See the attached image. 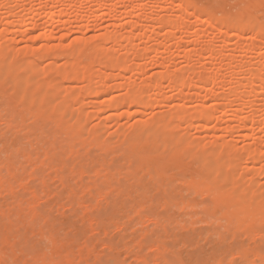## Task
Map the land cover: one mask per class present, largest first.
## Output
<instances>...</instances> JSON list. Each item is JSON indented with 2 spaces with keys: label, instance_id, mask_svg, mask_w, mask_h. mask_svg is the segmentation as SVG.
<instances>
[{
  "label": "rangeland",
  "instance_id": "1",
  "mask_svg": "<svg viewBox=\"0 0 264 264\" xmlns=\"http://www.w3.org/2000/svg\"><path fill=\"white\" fill-rule=\"evenodd\" d=\"M62 1L67 2L68 0ZM195 1L197 6L206 8L208 13L220 20L231 14L234 17L238 16L242 12H246L248 7L247 0H216L217 2L215 0ZM149 2H147L148 5L146 3L147 9L145 8L144 11L150 13L148 12L150 10L152 13L150 16L155 17L157 13L159 14L162 11L160 9L162 4L159 1L153 4ZM11 5L12 3L7 1L3 7H0V45L16 49L31 44L33 48H37L38 50L41 47H48L50 49L57 47L55 38L44 39V34L47 31L42 13L33 16V22L36 24L33 29L22 32L18 29V23L24 18L30 20V14L27 10L15 12L12 10ZM171 5L165 15L174 17L178 15V8H175L177 7L175 2L174 5ZM208 5L209 7H207ZM37 7L43 10L44 5L37 3ZM60 9L61 6L57 5L56 10ZM81 11L70 10L68 11V16L60 15L56 18V22L53 23L55 27L53 29L54 34L65 33V30H62V28L68 25L67 29L70 32L63 38L61 46L63 50L66 48L67 43L74 37L94 36L107 30L117 31L121 35V38L117 41L113 42L110 40L108 42H101L102 44L104 43L103 47L98 42L104 50L98 56L100 64L98 62V65H93L92 72L93 74H97V69L102 70L104 67H109L106 70L108 73L106 82L109 85L119 82L120 77H122V81L128 83V85L132 84L133 88L131 85L130 87L133 90L140 88L144 103L147 102L145 105H148L138 107L133 105V102H131L133 104L129 103V105L124 102L120 108H114V110L109 111L106 109L98 111L94 106H98L96 103H100L105 98L103 92L97 95L98 97L94 96L96 94L92 92H90L92 94H84L80 89V86L85 85L83 80L82 82H80L81 80H76L75 82L69 80L68 82V79H62L61 83H59L61 87L54 85L48 89L51 88L53 96L58 91H62L61 88H64L63 90L66 91L56 96L60 98L58 102L68 108L65 115L56 117V113L50 112V109H45L37 117V124H32L33 121L29 114L24 117L23 114L21 115L18 112L16 115L14 114L15 119L12 122H14L13 125L18 123L17 125L20 130L15 131V127L10 122V117L13 119V116L4 111L1 113V110L11 105V103H8L9 101L12 102L10 98L11 94L8 91L7 95H10L6 100H4V97V99L0 98V116H2L0 117V163H2L0 166H3V170L0 167V174L3 176L5 174L7 177L9 175L7 170L8 166L14 165L15 167L16 164L19 165V159L21 160L19 161L20 167H15L14 176L12 177V182H14L13 180H16L15 182L17 180L19 181L15 186V194H20L19 197H12L10 194L7 195L6 192L0 190V207H2V209L0 208V214H2L0 217L2 222L0 221V223L3 225L0 226V230L2 231V233L0 231V235H4V237H1L2 240L0 239L2 243V245L0 244V250H2L0 259L3 258L1 260L2 264H8L9 259L12 264L13 262L16 264H31L28 258L33 262L37 258L41 261L39 263L43 264L51 258L47 259L46 257L55 254L56 256L59 254V257L54 256L56 258L54 261L55 264L60 261L66 262L67 256L71 254L74 257H71L70 260L74 258L77 260L80 257L82 261L86 260L89 262L90 258L92 264H144V262L145 264H217L219 261H223V264H264V222L262 221L264 206L260 208L252 227L245 228L246 230H244V226L237 227V225L231 224V214H224L213 203L214 199L222 201L221 197L218 198L219 189L228 190L227 192L232 191V196L242 195L241 192L246 190L245 192L249 191L247 192V197L251 196L252 199L264 203V93L257 92L253 99L246 96L248 90L246 78L250 72L258 67V63H260V57L258 56L260 50L257 46H253L250 51L243 53L244 55L238 51L241 45L247 43L245 38L248 35L250 36V32H246L243 35L244 37L242 36L238 41L232 39L234 42L231 40L232 42L230 41L226 46L221 42L222 36L217 31L208 28L204 23L198 24L192 15L185 14L181 22L187 27L175 29L174 36L168 41L164 36L166 29L159 27L161 24H157L160 22L154 20L155 17L154 19L142 22L144 25L141 23V26L139 25L138 29L133 31L135 37L131 42L135 47L132 48L126 38L122 37L124 32L130 30L127 23L125 24L126 19H124L123 15L115 21V29L110 25L111 20L105 16L98 21L99 26H97L96 30L93 29L90 32H85L84 26H82L79 30L80 33H72L71 31L74 30V26L76 25V22L72 19L74 15L85 14L87 16L86 22L91 24L94 22L95 16L101 13L100 11L104 12L106 10L101 9L97 11L95 4L90 3L84 8L83 13ZM229 13L231 14L229 15ZM254 17L257 21H261L259 22L260 24H264V6L254 11ZM230 18L233 17L230 16ZM65 20H68V24L62 23ZM196 34H201L202 37L200 41H195L194 43ZM147 36L149 37L147 38ZM258 43L255 41L256 45ZM206 46L208 48L210 46L211 51H209L210 49L207 50ZM230 47H233V49L230 50ZM191 48L193 50L195 49L194 51L197 53L196 55L188 56L187 59L186 52L188 49L191 50ZM119 49L120 51L113 55ZM212 51L214 56L211 54ZM229 51H234V60L231 62L233 69L230 71L225 66ZM51 59L42 55L36 57L34 61V64H37L36 70L47 66ZM54 59L60 64V62H63L64 57L58 56L54 57ZM154 59L157 60V66L156 64L152 65V60ZM245 60L250 62L249 64L243 65L244 69L240 67V69L242 68L240 71L242 72L240 74L242 75V86L237 89L244 97L243 101L235 100L229 96V93L232 91L229 90L235 87L234 83L229 84V80L235 74L234 70H237L240 63H243ZM163 65H167L165 71L170 74L174 73L182 76L189 84V88L184 91L185 94L183 96H178L179 98L174 97L168 80L161 82L160 92L157 95L150 94V86L144 85V82H151L156 72L163 71ZM110 66H113L112 69H110ZM118 66H125L126 68L120 69ZM206 72H212L214 76V80H209L208 84L205 85L206 88L212 87L213 93L207 97L201 95L203 98L200 101H202L201 105L204 107V111L201 113L199 111L200 103L196 101L194 94L199 91V84L196 83L198 76H204L203 74ZM219 74H224L225 76V80L223 82L220 81V83H218ZM52 75H55V73ZM35 77L38 78L37 74ZM42 77L35 78V80L39 82V79L42 80ZM92 79L95 80V77L93 76ZM46 82H49V79L47 81L46 78ZM130 87L127 88L130 89ZM123 88H113L108 94H110L109 96L117 98L126 93L131 95V92ZM71 89L72 94H70ZM68 91L70 95L65 94ZM218 93L227 94L228 96L223 97L221 102L216 103L214 97ZM7 95H5L6 98L8 97ZM50 103L51 101L46 104L47 108ZM229 108H235L237 117L227 114ZM246 118L257 119V122L253 125L246 123V127H242L241 122L243 120L245 121ZM4 119H7V121ZM138 121H141L145 125V127H142L141 137L145 139L148 146L145 144L146 147L139 149L140 146L136 147V145H131L130 147L124 140L118 142L116 136L120 138V136L131 131L134 128V124ZM33 125L36 127V129L34 128L35 130L33 129ZM60 127L76 130L78 132L77 140L75 137H71L68 131H62L63 129H60ZM152 127H156V130L151 131L150 128ZM57 129H59V133ZM60 131L61 133L65 132V134L68 132L69 136H61ZM49 132L53 135L51 133L49 134ZM3 134L7 138H4ZM55 135L57 136L55 137ZM20 136L21 138H19ZM63 137L68 138L67 141L71 139L72 143L75 144L76 141L79 142L78 145L73 144L75 147L72 145L74 148L73 152L71 151V155H68L69 152L67 153L66 149L69 146L67 144L71 143H66ZM124 137L125 135L123 139H125ZM55 138L59 139L55 141ZM91 138H94V140H96L95 138L102 139L101 142L97 143L101 144V146H98L95 141L94 144ZM114 140L117 142H114ZM61 141H64L62 145L60 143ZM55 142H57V145ZM112 142L113 147L108 145ZM65 143L66 147L64 148L66 150L62 148ZM71 147L69 146V148ZM58 148L60 152H53V149L58 150ZM135 149H139L143 155L138 150L135 151ZM248 149L249 152L250 150L252 152L254 151L256 157L252 156L253 154L249 152L246 153ZM18 151L20 152L18 153ZM46 151L50 153L48 154ZM15 152L18 154L17 158L15 157ZM11 153L12 156H10ZM44 154L46 156L54 154V158L57 159V161H53L55 164L50 162L52 157H47L48 160H46L47 158L42 156ZM246 154L250 155L247 156ZM27 155H31L30 162L27 159ZM21 157L24 158L21 159ZM15 159L18 161H15ZM39 160L43 161V164L42 162L40 164ZM6 161H14L16 164ZM64 161H66V166H64L66 170H55L56 167L54 165L56 163L60 165ZM100 163L102 165L104 164V167L101 166L103 168L99 167L101 165ZM51 164H53L52 168H50ZM67 164L71 165L67 166ZM82 165H85V167L88 166V169L85 170ZM71 166L74 167L71 169ZM156 166H166L165 169L168 170L166 179L163 180L160 175L155 173L154 167ZM5 167H7V171ZM107 167L109 171H107ZM75 168H77V172L79 170V174H74V171H76ZM82 168L84 169L83 172L81 171ZM19 169H22L21 171L23 173ZM67 169H71V174ZM152 169L153 173H151ZM146 170H149V176ZM7 172L8 174H6ZM112 172L116 173V177H114L115 175L113 176ZM132 173L134 176H132ZM61 175L63 176L62 179L59 177ZM158 177L160 178V182L157 180ZM74 179H76V184H74ZM111 179L112 184L110 182ZM181 179L187 180L188 182H191L190 180L194 181L195 179V186H197L199 191L202 190V193L194 194L196 192L192 191L193 184L190 187L189 184L182 183L183 180L181 181ZM20 182L24 183H21L23 185L22 187L19 184ZM81 184L88 186V188L90 187V191ZM107 184L110 186L113 185L112 187L116 185L117 188H107ZM83 187L87 189V192L85 189L83 191ZM107 189L110 190L105 193V191H108ZM145 189L146 191L144 193L143 190ZM27 190L29 192L31 191L30 193L33 190L32 194H34V198L30 199L31 197L27 196ZM51 190H54V193H51ZM72 190H74V195ZM45 192L51 193L50 196ZM44 193L46 194V198ZM107 193L110 195L107 196ZM84 194L85 198L87 197L89 201L85 200L84 206L81 209L80 206L82 205H77L75 201L76 198L78 199V197H82ZM70 196L73 198L71 199ZM9 202L10 204L13 203L14 207ZM67 202H72V204L74 203L76 205L71 207L72 204L70 203L71 205H68ZM187 203L189 205H186ZM30 207L39 212L37 213L35 210L36 214H33L32 220L29 221V226L28 219L30 218L27 217H30L33 212V210L31 212L27 211ZM6 210L7 216L5 215L6 213H3ZM83 210L85 211L84 213L82 212ZM81 212L83 214H80ZM3 214L7 217L6 220L9 224L5 222L6 220ZM8 215H11V218H8ZM152 215L156 216V219L154 218L155 220H152L151 217H155ZM13 216H16V218ZM44 217L47 219L50 218V220H44L46 225L41 224ZM229 223L232 225L229 227L230 229H228ZM88 224H91L92 227L89 228ZM255 225H258L257 229L253 228ZM234 226L239 229L243 228V230L239 231L238 229V232L235 233L236 231L234 232V230L236 228ZM11 227L14 229H11ZM6 228L9 229L7 230ZM44 228L55 236H50L48 235L49 233L45 236L43 233L42 236L41 231L43 232ZM46 229L45 233H47ZM233 232L236 234L235 236ZM67 233L68 236H66ZM37 234L40 235L37 236ZM74 236H76V239H74ZM78 236L79 239L77 238ZM11 238L15 239L11 240ZM42 240L48 243H45V246L49 245L51 248L49 247V249L48 246L45 247L42 245ZM49 240L50 242L52 241L50 243L51 245L49 244ZM11 241L19 246L23 245L26 249L21 247L23 250L15 244L11 247L9 244ZM57 241L61 242V244H58ZM53 242L56 243L54 244ZM68 243L71 244L67 246ZM85 243L89 244L93 252H91L88 244L86 248L88 247L90 251L85 252ZM56 244L57 246H55ZM80 244L83 249L77 247ZM60 245H62L61 247L65 251L62 250ZM156 245L159 248L163 246V250L157 249ZM14 246L18 249H15ZM28 246H31V248ZM37 247L39 248L37 249ZM249 247L253 249L250 250L248 249ZM46 248L49 251H46ZM57 248H60L59 252L55 251ZM77 251L78 254L76 253ZM257 252L260 256L263 254L261 256L262 258L259 259V256L256 259L257 256L255 255L258 254ZM238 253L241 255L244 253L243 257L244 255L245 257L248 255V258L245 259L244 257L242 259L243 257L241 255L239 256ZM46 254L49 256H46ZM61 254L67 255H65L66 257L63 255L65 258L62 259L63 256ZM81 254L83 257H81ZM77 255L80 256L77 257ZM157 256L160 258L156 260ZM39 257L42 259L46 258L47 260L42 263L43 260ZM253 257L254 259H252ZM57 258L60 259L57 260ZM37 259L36 261L38 262L39 260ZM215 260H217L216 263H213ZM82 261L79 264H83ZM72 262L76 263V261ZM90 262L89 264H91ZM76 264H78V261Z\"/></svg>",
  "mask_w": 264,
  "mask_h": 264
},
{
  "label": "bare ground",
  "instance_id": "2",
  "mask_svg": "<svg viewBox=\"0 0 264 264\" xmlns=\"http://www.w3.org/2000/svg\"><path fill=\"white\" fill-rule=\"evenodd\" d=\"M7 1H9L10 3H12L11 7H12V10L13 11L17 12V11H20V10H27V12L30 14V20H26L24 18L22 21H20L18 23V29H20L22 32H26V31H29V30L33 29L36 26V24L33 22V16H37L40 13H42L43 14V17L45 19V27H46V31H47V33L44 34V39L53 37L57 41V44H56L57 47L55 49H50L48 47H41V49L38 50L37 48H33L31 44H27L25 46H22L20 48L18 47L16 49L8 48V47H6L4 45H0V98H3L4 97L5 99L4 98L3 99L6 100V99L9 98V95L11 94L10 95V98L12 99L11 100L12 102H10L8 100L9 101L8 103L9 104L11 103V105H9L7 108H4V110H1V113H3V111H4V112L8 113L9 115L13 116V119H11V117H10V120H11V121L9 120L10 122L14 121V119H15L14 116L18 112L21 113V115L23 114L24 117H26L29 114L30 117L32 118V121H33L32 124H37L36 123L37 117H39V114L41 113V111H44L45 109L46 110L47 109H50V112L56 113L55 114L56 117L57 116H64L68 108H67V106H65L63 104H60L58 102V101H60V98H57L56 96L61 95V94H63L66 91L63 90L64 88L63 89L61 88L62 91H58L53 96L52 95L51 88L48 89L49 87H52L54 85L55 86H58L59 85L61 87V85L59 83H61L62 79L63 80L64 79H68V82H69V80L74 81V82L76 80H81L80 82H82V80H83V82H85V85L83 84V86H80V89L82 90V92L84 94L85 93L92 92V93L96 94L94 96H97V95H100L101 92H103V94L105 95V98L103 100H101L100 103H96V105H98V106H94V108L96 107L97 108L96 110H98V111L103 110V109H106V110L109 111V110H112V109L114 110V108H118V107L120 108V107L123 106L124 102H126L127 105H129V103L130 104H133L134 103L133 105H136L138 107L139 106L141 107V106H147L148 105V104L145 105V103H147V102L144 103V100L142 98L143 94L140 92V88H137V89H134L133 90L132 89L133 88L132 84L129 83L132 86V88H131L130 85H128V83H125L124 81H122L123 80L122 77H120V81L119 82H116L114 84L109 85L106 82L107 81V78H108V73L106 72V70L109 69V67H106V68L104 67L105 69L103 68L102 70L101 69H97L98 70L97 71V74H95V73L93 74V72H92V68L94 67L93 65H95V64H97L99 62L98 56L104 50V48H101L100 47V45L98 44V42L100 44H102L101 42H108L110 40L113 41V42L117 41L118 39L121 38V35H119L117 33V31H113V30L112 31H108L107 30V31H105L103 33H99L98 35H94V36H83V37H78V38L77 37H74L72 40H70L67 43V46H66V48L64 50H63V48L61 46H62L63 38L66 36V34H68L70 32L67 29L68 25L67 26H63V28H62V30L63 29L65 30V33H63V32L62 33H57V34H54L53 33V29L55 28L54 25H53V23L56 22V18L57 17H59L60 15L61 16L62 15L63 16H68V11H70V10H72V11L73 10H76V11L82 10L81 13H83L84 12V8L86 6H88L90 3H94L95 4V7H96L97 11H100L101 9H105L106 11H104V12L100 11L101 13L95 16V20L91 24H89L88 22H86L87 21V16L85 14H80V15L79 14H76V15H74V18H72V19H73V21L76 22V25L74 26V30L71 31V32L72 33H80L79 30H80V28L82 26H84L85 32H90L93 29L96 30L97 26H99V22L98 21L101 20L105 16H107L108 19L111 20L110 25L113 27V29H115L114 28L115 27V21H117L120 18V16L123 15L124 19H126L125 20V24L127 23V25L129 26L130 30L128 32H124L123 33L124 35H122V37L123 38H126L127 42L132 46V48L135 47V45L131 42V40L135 37V34H133V31H136L138 29V26L139 25L141 26V23L142 22H146L149 19L150 20L151 19H154L155 17L156 18L154 20H157L160 23H157V21H155V22L158 25L161 24V26H159V27L166 29V32H165V35L164 36H165V38L168 41L174 36L175 29H180V28L182 29V28H186L187 27V26L183 25L182 22H181L182 17L185 14L192 15L195 18V21L198 24L204 23V25L207 26L208 28H212L215 31H217V33H219L222 36V41L221 42H223V44H225L226 46L229 44V42L232 39H234V40L236 39V41H238L240 38H242V36L246 32L248 33V31H249L250 32V36L248 35L249 37L247 36L245 38L246 41H247V43L244 44V45H241L239 47V50L238 51L242 52V54H243V53H246L247 51H250L253 46H257L259 48V50H260L259 51L260 53L258 52L259 53L258 56L260 57V61H259L260 63H258V67L255 70H253L252 72H250L249 73V76L246 78V85L248 87L247 95L246 96L248 98H250V99L251 98L253 99V97L256 95L257 92H263L264 93V73H263L264 72V24L263 25H262V23L260 24L259 22H261V21H257L256 18L254 17V11L256 9L262 8L264 6V0H247V6L248 7H247L246 12H242L241 14H239L238 16H235V17L232 16L231 13H229V15L231 14L230 16L233 17V18H230V16H228V17H225L222 20H220L218 18H217L218 19L217 20L216 17H214L213 15H211L210 13L207 12V9L206 8L197 6V3H196L195 0H68L67 2H64L62 0H0V7H3ZM148 1L152 2L151 4L159 1L162 4V6L159 4L161 6V8H160V6H159V8L163 12L162 11L161 12L159 11L160 13L159 14L157 13V15L155 14L156 15V16L154 15L155 17L150 16L152 14L150 10L148 11L150 13H146L147 11H144L145 8L147 9L146 3ZM174 2H175V5H177V7H175V8L176 9L178 8L177 9L178 10V15H175L174 17H172V16H166L165 14L168 11V8H170L169 6L172 3H173L172 5H174ZM215 2H217V1L215 0ZM243 2H245V1H243ZM37 3H42L44 5L43 10L41 8L37 7ZM168 4H170V5L168 6ZM28 5H29V7H28ZM57 5L61 6V9L60 10H56ZM147 5H148V3H147ZM236 6L238 7V5H236ZM207 7H209V5ZM151 17H153V18H151ZM68 20H71V19H68ZM68 20L63 21L62 23L63 24H68ZM148 37L149 36H147V38ZM201 37H202L201 34H196V37L194 39V43H195V41H200L201 40ZM255 41H257L259 43L256 45L255 44ZM103 44H102V47L104 46ZM162 45H163V43H162ZM178 46H180V45H178ZM235 46H234V48H235ZM206 47H207L206 48L207 50H209L211 48L210 46H209V48H208V46H206ZM232 49H233V47L230 50H232ZM194 50L192 48H191V50L188 49V51L186 52V58L187 59H188V56H190V55H193V54L196 55L197 52L194 51ZM119 51H120V49L119 50H116L113 55L117 54ZM209 51H211V49ZM213 51L211 52V54L214 56ZM216 51H217V49H216ZM216 51H214V52H216ZM232 52L229 51L228 57L226 56L228 58V60L226 59L227 62H226V65L225 66H226V69H228V71H230V70L233 69L232 68L233 66H232V63L231 62L234 60V51H232ZM40 55L46 56V57H48L50 59L52 57L53 58L51 59V61H49V63L47 64V66L36 70L37 64L35 65L34 64V61H35L36 57H39ZM58 56L64 57L63 62H60V64H58L55 61V59H54V57H58ZM84 59H85V61H83ZM249 62L250 61H247V60H245L243 63L241 62L240 63V66L238 67V69L237 70L236 69L234 70V73L235 74L233 75V73H232V75H233L234 78L231 77V79L229 80V84H232V83L235 84V87L229 90V91L232 90L229 93V96L233 97V99H235V100H242L243 101V97L244 96L237 89L240 86H242V83H241V80H242L241 76L242 75H240L242 72H240V71L243 68V65L244 64H249ZM98 64H100V62ZM155 64H156V66L158 64L156 59L152 60V65H155ZM112 67L110 69H112ZM166 67H167V65H163L162 66L163 71L162 72H156V74L153 77V79L151 80V82L150 81L144 82V85L145 86H148V85L150 86V89H151L150 94L157 95L160 92L161 82L163 80H168L169 81V84H170L169 87H170L171 91L174 93V97L175 96L176 97L183 96L185 94L184 91L189 88V84L186 82V80L182 76L177 75V74H174V73H171L170 74L167 71H165L166 70ZM240 67H242V68L240 69ZM118 68L125 69L126 67L125 66H120V67L118 66ZM54 73H55V75H52ZM36 74H37V77L38 78H41L43 76L42 77V80L39 79L41 82L40 81L38 82V81L35 80ZM203 75L204 76H200V77L198 76V78H197V82L196 83L199 84L198 85L199 91L195 92V94H194V97H195L196 101L200 103V105H199L200 106L199 111L201 113L204 111V107L201 105V102L202 101H200V99L203 98V97H201V95L204 96V97H207V96H210L213 93L212 87L211 88H206L205 85L208 84L209 80H211V79L214 80V76H213L212 72H206ZM93 76L95 77V80L92 79ZM58 77H59V79H58ZM38 78H36V79H38ZM46 78H47V81L49 79V82L50 83L49 82H46ZM218 80H219L218 83H220V81L223 82V80H225L224 74H219L218 75ZM32 86H34V87H32ZM72 86H73V84H72ZM127 87H130V89H128ZM113 88L114 89L115 88L116 89L123 88L124 90L127 89L128 92H131V95L129 93L128 94L126 93V94H124L122 96L120 95L118 98L117 97H114V96H109L110 94H108V93ZM8 91L10 92L9 95H7ZM70 92H71L70 94H72V89H71ZM92 93H90V94H92ZM65 94L66 95L69 94V91L67 93H65ZM230 94H232V95H230ZM5 95H7L8 97L6 98ZM224 95H226V96H224ZM227 96H228L227 94H223V93L219 94L218 93V94L215 95L214 99H215L216 103H219V102H221V100H223V97H227ZM178 98H176V99H178ZM229 99H231V98H229ZM50 101H51V103H50V105L47 108L46 104L49 103ZM227 101L229 102V100H227ZM231 101L233 102V100H231ZM242 101H240V102H242ZM131 102H133V103H131ZM227 114L232 115L233 117H237V111H235V108H229L227 110ZM0 117H2V116H0ZM33 117H34L35 120L33 119ZM31 118H30V121H31ZM18 119H20V118H18ZM4 120L7 121V119H4ZM24 121H21V122H24ZM18 122L20 123L19 120H18ZM256 122H257V119H254V118H249L248 119V118H246V120L245 121L243 120L241 122V124H242V127H246V123H248L250 125H253ZM13 123L14 122H12V125H13ZM17 124L18 123H16V125H13L15 127L14 128L15 131L16 130H18V131L20 130V128H19V126ZM142 127H145V125L141 121H138V122H136L134 124V128L132 127L133 129L131 131H129L130 133L127 132L129 134H127V133L124 134L125 135V137H124L125 139H123V136L124 135L123 136H120V138L118 136H116L118 138V140H117V138H115V139L118 142H121V141L124 140L126 142V144H128L130 147H131V145H136V147L137 146H140L139 149L142 148V147H146L145 144H147V143H146L145 139H143L141 137V135H142ZM34 128L36 129L35 125H33V129ZM8 129L10 130V128H8ZM60 129H63L62 131H68L69 134H71V137H75V139L78 136L77 135L78 132L76 130L72 129V128H67V127L66 128H61L60 127ZM150 129H151V131H155L156 130V127H154V128L152 127ZM157 129H158V127H157ZM57 130H58V133H59V129H57ZM4 132H6V131L4 130ZM51 132H49V134ZM68 132H66L67 134H65V132L64 133H61V131H60V133H61L60 135L61 136L62 135L63 136L66 135L65 137H68L69 136L68 135ZM5 134H3L4 135V138H7L5 136ZM48 135H47V137H48ZM51 135H53V134L51 133ZM56 136L57 135H55V137ZM19 138H21V136ZM58 139L55 138V141L58 140ZM63 139H64V141L66 143H68V142L71 143V144H67V146L69 145L71 147L73 144H75V143H72L71 139H70V141H67L68 138H64L63 137ZM63 139H60V140H63ZM72 139H74V138H72ZM95 139L96 140H94V138H91V140L93 142L95 141L96 144L102 141V139H100V138H95ZM126 139H128V140H126ZM18 141H20V140L18 139ZM64 141H61L60 142L61 145H62V142H64ZM117 141L114 140V142H117ZM95 142H94V144H95ZM55 143L57 145V142H55ZM66 143L63 144L62 148L66 147L65 146ZM153 143H155V142H153ZM76 144L78 145L79 142L76 141ZM112 144H113V142L112 143H109L108 145H110L111 147H113L114 145L112 146ZM97 145L98 146H101V144H97ZM142 145H144V146H142ZM69 146H68V148L66 147V149H67V153L69 152L68 155H71L72 154L71 151L73 152V148L75 146L73 145L74 147L72 146L71 147L72 149L69 148ZM110 146H108V147H110ZM147 146H148V144H147ZM20 147L22 149V146L21 145H20ZM66 149L64 148V150H66ZM69 149H71V150H69ZM139 149H135V151H137V150L139 151ZM42 150H43V148H42ZM56 151L58 153V152H60V149L59 148H58V150L57 149L56 150L53 149V152H56ZM113 151H114V149H113ZM19 152L20 151H18V153ZM44 152H45V149H44ZM139 152L141 153V155H143L141 151H139ZM247 152H249V149L246 151V153ZM12 153H11L10 156H12ZM249 153L250 154H253L252 156H255L256 155V154H254V151L252 152V150H250ZM46 154H44L42 156L43 157L45 156L44 158L52 157V159L50 160V162L54 163L53 161H57V159L54 158V154L51 155V156H48V155L46 156ZM250 154H248V155L246 154V155L249 156ZM55 155L57 156V154H55ZM17 156H18V154L16 153L15 157L17 158ZM59 156H61V154H59ZM62 156H63V154H62ZM104 157H106V156H104ZM22 158H24V157H21V159ZM252 158H254V157H252ZM27 159L30 162L31 155H27ZM46 160H48V158ZM63 160H65V159H63ZM15 161H18V160L15 159ZM19 161H21V160L19 159ZM19 161H18V164L20 165V162ZM6 162H10V161H6ZM41 162L43 164V161L39 160V163L40 164H41ZM64 163H65V165H64ZM64 163H60V165L58 163H56V165L58 164L57 166H60V167L57 168V166L54 165L56 167V169H55V167H54V169L55 170L58 169V170L65 171L66 168H64V166H66V161H64ZM0 164H2V163H0ZM3 164H4V162H3ZM14 164H16V163L14 162ZM49 164H47V165L49 166ZM100 164L101 165L99 167L100 168H103L104 167V164L103 165H102V163H100ZM5 165H6V163H5ZM11 165H13V164H11ZM19 165L16 164V166L20 167ZM52 165L53 164H51L50 168H52ZM69 165H71V164H67V166H69ZM82 166H84L83 168H85V170L88 169V166H86L87 168L85 167V165H82ZM101 166H103V167H101ZM107 166H108V164H107ZM15 167H14V165L13 166H8V169H7V167H5V170L7 169L8 172H9V175L7 177L5 176V174H4L5 177L2 174H0V175H2V176H0V190L6 192L7 195L10 194L12 197H14V196L16 197L17 196V198H18L20 194L19 195H16L15 194V188H16L15 186L17 185L16 183L19 182V181L17 180V182H15L16 180H13L14 182H12V177L14 176L13 173L15 172V169H16ZM73 167L71 166V169ZM2 168H3V166L1 167V170H3ZM21 168H22V166H21ZM83 168L81 170L82 172L84 171ZM114 168H115V166H114ZM149 168L151 169V167H149ZM165 168H166V166H158V167L156 166V167H154L155 173L158 174V175H160L163 178V180L166 179V176L168 175V173H167L168 170L165 169ZM22 169H19V171H21ZM71 169H67V170H69V172H70ZM75 169H76V171H74V174L79 172V170L77 172V168H75ZM107 169H108V167H107ZM62 171H60V172H62ZM98 171L100 172V170H98ZM107 171H109V169ZM107 171L105 170L106 173H107ZM8 172L6 174H8ZM18 172H17V174H18ZM115 172H116V170H115ZM146 172L148 173L149 170H146ZM263 172H264V170H263ZM72 173H73V171H72ZM112 173H113V176L115 175L114 177H116V173L117 172L116 173L112 172ZM151 173H153V169L151 170ZM70 174H71V172H70ZM149 174L150 173H148L147 175L149 176ZM18 175H20V174H18ZM62 175L59 176V177H61L60 179H62V177H63ZM80 175H81V173H80ZM80 175H79V177H80ZM132 176H134L133 173H132ZM141 178H143V177L141 176ZM18 179H19V177H18ZM78 179H80V178H78ZM167 179H168V177H167ZM157 180L160 182V178L159 177H158ZM75 181H76V179H74V184H76ZM181 181L184 184H187V185L189 184V186L193 184L192 191H195L196 192L194 194H198L199 192L202 193V190L199 191V189L197 188V186H195L196 185L194 183L195 179H194V181L190 180L191 182H188L187 180H184V179H181ZM110 182L112 184V179L110 180ZM21 183L24 184L23 182H20L19 184H21ZM22 184L20 185L21 187L23 186ZM81 185H83V184H81ZM155 185H157V184H155ZM83 186L85 188L86 187L88 188V186H86V185H83ZM109 186L110 185H108L107 188H110V189H114L115 187L117 188L116 185L114 187H112L113 185H111L110 187ZM75 187H76V185H75ZM84 187H83V191L85 189ZM209 187H213V186H209ZM110 189H107L108 191H105V193L106 192H109ZM85 190L87 192V189H85ZM219 190H218V198L221 197L222 198V201H220L218 199H214L213 200V203L216 206L219 207L217 209H220V211L221 212L223 211L224 214H226V215L228 213L231 214V217H230V223L231 224L233 223L235 226L237 225V227L244 226V230H246L245 228L248 229V228L252 227V224H254V221H255L258 213H259V210H260L261 207L264 206V203L261 202V201H257V200L252 199V197L250 195H248L250 197H247V194H248L247 192H249V191L245 192L246 190H243V192H241L242 195L240 194V195H236V196H232V193H233L232 191L227 192L228 190H226V191L225 190H220L219 191ZM27 191H28V195L27 194L26 195L28 197L30 196L31 197L30 199L34 198V194H32L33 193V190H32V193H30L31 191L29 192V190H27ZM51 191H52L51 193H54L53 192L54 190H51ZM73 191L74 190H72V193H73ZM88 191H90V187L88 188ZM143 191L145 193L146 189L143 190ZM222 191H224V192H222ZM16 192L18 193V191H16ZM68 192H70V191H68ZM111 192L114 193L113 191H111ZM45 193H44L45 198H46V194L47 195L49 194V196L51 194L49 192L46 193V194ZM201 193H199V194H201ZM22 194H23V197H24V192ZM52 195H54V194H52ZM73 195H74V193H73ZM106 195L108 196L110 194L107 193ZM55 196H56V193H55ZM67 197H69V196H67ZM70 198L72 199L73 197L70 196ZM86 198H85V194L82 197H78V199L76 198V201L75 202L77 203V205H82V206H80L81 209L84 206L85 200L86 201H89L88 198L87 199ZM172 198L174 199V197H172ZM172 198H171V200H173ZM18 201H20V200H18ZM191 201H193V200H191ZM21 203H22V201H21ZM27 203H28V201H27ZM67 203H68V205L70 203L72 204V202H67ZM74 203L72 205L70 204L71 207L73 205H76ZM9 204H10V202H9ZM11 204L13 205V203H11ZM31 204H32V202H31ZM193 204H194V202H193ZM85 205H86V203H85ZM186 205H189V204L187 203ZM12 207H14V205ZM0 208L2 209V207H0ZM32 210H33V212L31 214V216L30 217H27V218H30V219H28L29 226H30L29 221L32 220L31 218L33 217V214H36L35 213V210L36 209L34 210L33 208L30 207V209L27 210L28 212H31ZM36 212H37V210H36ZM82 212L84 213L85 211L83 210ZM82 212L80 214H83ZM1 213H2V211H1ZM3 213L4 214L6 213L5 215L7 216V210H6V212L3 211ZM78 213H79V210H78ZM1 215L2 214H0V217H1ZM11 215H13V214H11ZM11 215L10 216L8 215V218H11ZM6 216H5V218L3 216L2 217L6 220L7 219ZM16 216L15 217L13 216V217L16 218ZM22 216H23V214H22ZM152 216H155V215H152ZM163 216H164V214H163ZM38 218H39V216H38ZM45 218L46 217H44L43 218V221L41 222V224H43V225H46L45 222H44V220H50V218H48V219L47 218L45 219ZM151 218H152V220L154 218L156 219V216L155 217H151ZM157 218H159V217H157ZM223 218H224V216H223ZM0 221L2 222L1 218H0ZM10 221H11V219H10ZM262 221L264 222V216L262 218ZM5 222H7V220ZM7 223L9 224V222H7ZM32 223H34V222H32ZM230 223H229V225L227 224L228 225V229H230L229 227L232 226V225H230ZM43 225H41V226L42 227H45ZM0 226H3V225L1 224ZM88 226H89V228L92 227L91 224L90 225L88 224ZM16 227H17V225H16ZM36 227H34V228H36ZM225 227H227V226H225ZM257 227H258V225H255L253 228L254 229H257ZM1 228H3V227H1ZM29 228L31 229V227H29ZM6 229L8 230L9 228H6ZM11 229H14V228L11 227ZM45 229L46 228H44V231L43 232L40 230L41 233H42V236H43V233H44V236L49 233L47 229H46L47 230V233H45L46 232ZM238 229L239 228H236V230H234V232L236 231L235 233H237L238 232L237 231ZM240 230H243V228L239 229V231ZM11 232H7V233H11ZM234 232H233V235L235 236L236 234ZM259 232H261V231H259ZM1 233H2V231H1ZM263 233H264V231H263ZM77 234H79V233H77ZM38 235H40V234H37V236ZM48 235L55 236L54 234H51V233H49ZM69 235H70V233H69ZM2 236L4 237V235H2ZM2 236L0 235V239L1 240H2V238H1ZM66 236H68V233L66 234ZM47 237H44V238H47ZM75 237L76 236H74V239H76ZM77 238L79 239V236ZM13 239H15V238H13ZM13 239L11 238V240H13ZM50 240H49V244L52 243V241L50 242ZM41 242L43 243L42 245H44L46 243V242H43V240ZM12 243H13V241H11V243L9 242V244H10L11 247H12V245L15 244V243H13V244ZM53 243L55 244L56 242H53ZM0 244L2 245L1 241H0ZM46 244H48V243H46ZM58 244H61V242H58ZM70 244L68 243L67 246H69ZM85 244H86L85 247H84L85 252L86 251L88 252L90 250H91V252H93V249H91V247H89V244L88 243H85ZM87 244H88V247L90 248V250H89L88 247L86 248ZM15 245L16 246H19L18 244H15ZM80 245L77 246V247H80L81 249H83L82 248V245L81 246ZM158 245H156L157 249L159 248ZM46 246H48V248L50 247L49 245H46ZM55 246H57V244ZM61 246L62 245H60V247ZM90 246H92V245H90ZM21 247H23V245L22 246H19V248H21ZM28 247L31 248V246H28ZM16 248L17 247H15V249ZM23 248L26 249L25 247H23ZM23 248H21V249H23ZM32 248H35V247H32ZM38 248L39 247H37V249ZM48 248H46V251L47 250L49 251V249L51 247L49 249ZM162 248H163V246H160L159 249L160 250H163ZM8 249H10V248H8ZM35 249H33V250H35ZM248 249H250V247ZM251 249H253V248H251ZM27 250L29 251V249H27ZM62 250H64V249L62 248ZM1 251L2 250H0V254L2 253ZM9 251H7V252H9ZM18 251H16V252H18ZM55 251L56 252H59L60 251V248H57ZM31 252H29V253H31ZM23 253H24V251H23ZM26 253H28V252H26ZM76 253L78 254V251ZM259 253H261V252H259ZM259 253L257 255H255V253H253L255 256H257L256 259L260 256ZM31 254H35V253H31ZM49 254H50V252H49ZM70 254H71V252H70ZM243 254L244 253H242V255L239 254V256L241 255L243 257ZM28 255H30V254H28ZM28 255H26V256H28ZM61 255L62 256L63 255L65 256L67 254H61ZM46 256H49V255L46 254ZM52 256H53L54 259L52 258ZM54 256H56V254L55 255H50L49 257H46L47 259L51 257L48 262H44L45 260H47L46 258L45 259H42L41 257H39V258L41 260H43L42 263L44 262L45 264H55L54 261H55L56 258ZM57 256L59 257V254H57ZM64 256L62 257V259H64L66 257V256L65 257ZM68 256H69V258H68ZM68 256H67V259L68 260L66 259V262L64 261L65 263L62 262V261H60L61 264H63V263L64 264H76L77 261H78V264H79V262L81 263V261H82V259L79 257L80 255H77V257H79L78 259L76 258L77 260H75V258L70 260L71 257H74V256H72V254L71 255H68ZM247 256L248 255H246V257H245V255H244L245 259L248 258ZM261 256H263V254ZM261 256L259 257V259L262 258ZM81 257H83L82 254H81ZM157 257H156V260L160 258V257H158V258ZM242 257H240V258H242ZM244 257L242 259H244ZM60 258H57V260L60 259ZM2 259L3 258L0 259V264H2V261H1ZM36 259L34 260L35 264H41V263H39L41 261L39 259H37V260H39L37 262ZM79 259H80V261H79ZM252 259H254V257ZM28 260L31 262V264H34V262L31 261L29 258H28ZM72 261H76V263H74ZM83 261H86V260H83ZM83 261H82L83 264H89L90 261H91L90 263L92 264V260L90 258H89V262L86 261L87 263L86 262H83ZM143 261H145V260H143ZM216 261L217 260L213 261V263H216ZM9 262H11L10 259H9ZM9 262H8V264H9ZM19 262H21V261H19ZM22 262H23V260H22ZM24 262H25V260H24ZM60 262L59 263L56 262V263L57 264H60ZM11 264H12V262H11ZM13 264H16V263L13 262ZM27 264H29V263H27ZM144 264H145V262H144ZM217 264H223V261L222 262L219 261V263L217 262Z\"/></svg>",
  "mask_w": 264,
  "mask_h": 264
}]
</instances>
